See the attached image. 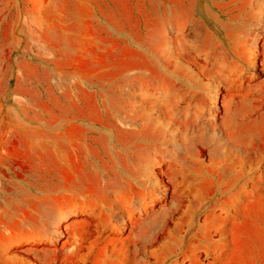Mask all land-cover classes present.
Returning a JSON list of instances; mask_svg holds the SVG:
<instances>
[{
	"label": "rangeland",
	"instance_id": "1",
	"mask_svg": "<svg viewBox=\"0 0 264 264\" xmlns=\"http://www.w3.org/2000/svg\"><path fill=\"white\" fill-rule=\"evenodd\" d=\"M264 264V0H0V264Z\"/></svg>",
	"mask_w": 264,
	"mask_h": 264
},
{
	"label": "crops",
	"instance_id": "2",
	"mask_svg": "<svg viewBox=\"0 0 264 264\" xmlns=\"http://www.w3.org/2000/svg\"><path fill=\"white\" fill-rule=\"evenodd\" d=\"M17 264H26V262L21 259H17Z\"/></svg>",
	"mask_w": 264,
	"mask_h": 264
}]
</instances>
